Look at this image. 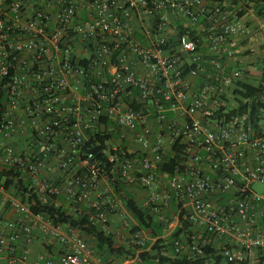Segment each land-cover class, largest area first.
I'll list each match as a JSON object with an SVG mask.
<instances>
[{
  "label": "built area",
  "instance_id": "1",
  "mask_svg": "<svg viewBox=\"0 0 264 264\" xmlns=\"http://www.w3.org/2000/svg\"><path fill=\"white\" fill-rule=\"evenodd\" d=\"M248 3L263 0H0V166L20 170L43 201L85 205L73 211L136 247L103 259L92 240L9 196L24 219L0 218L2 264L25 262L36 228L47 249L59 244L60 264H167L141 257L151 238L131 231L107 167L138 187L166 236L181 228L174 253L264 262V91L252 112L237 59L248 30L237 5ZM175 150L183 158L164 173Z\"/></svg>",
  "mask_w": 264,
  "mask_h": 264
},
{
  "label": "trees",
  "instance_id": "2",
  "mask_svg": "<svg viewBox=\"0 0 264 264\" xmlns=\"http://www.w3.org/2000/svg\"><path fill=\"white\" fill-rule=\"evenodd\" d=\"M252 1V0H250ZM254 7L256 10L264 15V0L262 4H245V7ZM244 10L238 11L239 15H242ZM261 74L258 84H252L249 80L242 82L245 88L244 92H241L246 98L251 99L250 106L252 112H256L257 106L260 105V99L264 91V56L262 59ZM246 73V71H245ZM207 79V78H204ZM2 117V107L0 103V120ZM88 141L94 143L92 135L88 134ZM183 158V153L180 150H175L169 154V160L162 164L161 171L167 174H172L177 165ZM108 176L114 178V184L112 185L113 191L121 196L125 202L128 211L130 212L135 224L132 225L131 231L144 230L151 238L147 242L150 245L147 251L141 253V257L146 262H149L155 256H159L161 260L167 262V264H203L204 258L198 259L196 262H191L185 258V255H179L174 253L173 241L179 239L181 235V228H177L170 235H165L163 224L153 214H150L144 207H142L138 199L133 195L132 191L122 181L117 178L116 174H112L110 168H105ZM0 185L4 190H13L14 195L18 196L21 201L27 203L29 210L32 213H43L47 218L54 220L57 223L68 225L71 228L78 231L79 236L84 240H92V245L95 254L103 259H109L112 256L115 258L133 256L136 247L133 245H127L117 242L114 234L105 233L98 222L90 219V214H80L76 211L69 212L67 206L62 201L63 198L60 195L47 194L45 201H43L37 194L35 188L31 185L27 177L16 167L3 165L0 166ZM70 206L77 205L83 212L89 209L81 203H69ZM88 209V210H87ZM93 210L92 208L90 209ZM206 251H212L207 248ZM164 253H167L166 255ZM244 264H248L244 262ZM264 264V262H261Z\"/></svg>",
  "mask_w": 264,
  "mask_h": 264
},
{
  "label": "rangeland",
  "instance_id": "3",
  "mask_svg": "<svg viewBox=\"0 0 264 264\" xmlns=\"http://www.w3.org/2000/svg\"><path fill=\"white\" fill-rule=\"evenodd\" d=\"M244 7V18L247 25V32L240 39V51L237 54V59L246 68L244 73L245 80L256 83L261 74L263 66L262 59L264 56V15L259 13L254 7H245V4L237 5V7ZM237 60V61H238ZM106 188L105 185L101 187L102 191ZM128 188L132 191L133 195L138 199L139 190L136 185H130ZM253 188L257 192L263 191V186L260 183H254ZM93 197L95 198L94 194ZM92 197V198H93ZM62 203L68 207L69 212H73V206H70L66 200ZM89 209V208H88ZM121 243V241H120Z\"/></svg>",
  "mask_w": 264,
  "mask_h": 264
},
{
  "label": "crops",
  "instance_id": "4",
  "mask_svg": "<svg viewBox=\"0 0 264 264\" xmlns=\"http://www.w3.org/2000/svg\"><path fill=\"white\" fill-rule=\"evenodd\" d=\"M23 138H17L15 141V145L18 148H23L26 145V141ZM9 196H16L13 193V190L10 189V191L6 192L5 194L0 193V218L3 219H9V220H16V219H24V216L22 214H17L10 206V204L7 201V198ZM19 198L18 196H16ZM67 228L66 226H64ZM74 231H77L75 229H72ZM8 229L5 230V234H8ZM117 242L119 240L117 239ZM17 244L20 247L24 246V240H18ZM27 257L25 259V262L23 264H34L35 260L37 259V256L42 255L44 258H48L52 260V264H60L59 263V244L55 243L52 245V247L47 249V246L45 244V238L42 234V232L36 228L33 232V238L32 242L27 245ZM5 254L0 252V264L4 262ZM110 259L116 260L114 256H112Z\"/></svg>",
  "mask_w": 264,
  "mask_h": 264
}]
</instances>
